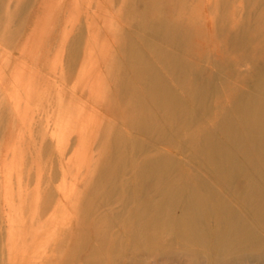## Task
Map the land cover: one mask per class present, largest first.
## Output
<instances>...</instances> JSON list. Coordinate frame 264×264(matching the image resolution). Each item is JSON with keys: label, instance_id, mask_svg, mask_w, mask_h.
<instances>
[{"label": "rangeland", "instance_id": "374dc122", "mask_svg": "<svg viewBox=\"0 0 264 264\" xmlns=\"http://www.w3.org/2000/svg\"><path fill=\"white\" fill-rule=\"evenodd\" d=\"M192 2L200 34L182 50L170 39L172 22H187L182 0H0V264H212L227 252L215 235V176L194 143L213 137L223 160L235 159L225 139L239 159L264 144V128L239 118L249 98L264 102L256 81L264 54L253 51L264 45V0ZM156 113L166 129L135 127ZM159 163L162 183L146 179L143 198L164 203L173 190L177 200L168 199L159 239L132 251L127 229L142 219L124 206L141 196L138 174ZM188 197L200 236L185 233L184 251L178 227ZM92 227L124 253L85 259L97 245ZM241 246L216 263L264 264V231Z\"/></svg>", "mask_w": 264, "mask_h": 264}, {"label": "bare ground", "instance_id": "6f19581e", "mask_svg": "<svg viewBox=\"0 0 264 264\" xmlns=\"http://www.w3.org/2000/svg\"><path fill=\"white\" fill-rule=\"evenodd\" d=\"M192 1L193 0H182V3L185 4L184 10L187 11V16H186L187 22H185V18L183 19V21H173L172 22L173 23V33L175 34L173 35L172 38H170L171 43L174 45H177L182 50L193 48V43H194L193 36L195 34V38L197 41L199 34H200L198 28L195 26V20H194V15L196 13L195 9L197 8V6H194ZM158 18H161V15H159ZM254 48L255 49H253V51L254 52L256 51V55H259V53L264 54V45L256 46ZM194 55H196L197 57H200L201 59L203 56V54H201L199 50H195ZM116 59L115 61H117ZM135 75L138 77V74L135 73ZM188 78L190 79V82H191L192 73H190ZM256 81L258 84V89L262 91L264 89V78H257ZM193 82L194 81H192V84ZM192 84L189 86H192ZM158 104L159 102H156V101H154L153 103V105H158ZM246 104L242 108L241 114L239 117L241 123L243 122L247 124L249 122L255 130H256L255 126L257 127L258 130L263 129L264 128L263 127L264 125V102L262 104L263 106L262 107L259 105V101L257 99L249 98L248 104L253 105L251 107V111H250V108L246 106ZM257 110L262 112V114L260 113L258 116H256V117H261L259 118L261 119V121L257 120V118L254 117L255 111ZM164 112H165L164 110H161V114H163ZM161 114L156 113V115L154 116L148 115L146 123L137 122L134 125L137 128H140V126L145 127L148 130V132L152 135L153 133H155L154 132L155 130L163 131L164 129H166L169 123L165 121L164 116H162ZM260 134L264 135V130H262ZM254 138H256V136L255 137L253 136V139ZM261 139L263 141L262 137ZM225 142H226L225 143L226 150H228L229 152L231 151L234 152L233 156L235 157V159L232 160V155H230L229 157L230 159L223 160L224 156L221 152V148L220 147L219 149L215 148L218 145L214 141V138L211 136L208 138L202 139L200 141H195L194 145L196 146L197 152L200 155V160H203L206 163V165L211 171L212 177L215 176L212 178V180L216 181L215 190L217 194L212 191L211 192L216 196V198H218V202H219L218 204H220L219 208H220V219H221L218 225V232L215 233V235H220L223 238H225L226 247L228 249L227 252L230 251L229 253L235 254L236 252L241 251L242 249L241 245H243L244 242H248L249 238H254L264 231V230L260 231L261 227L264 228V144L259 143L256 146H252L251 148H252L253 153L251 154V156L249 154L248 156L243 155L239 159L235 154L233 143L230 141V150H229L227 148L228 141L226 139H225ZM222 150L224 151V149ZM113 155H114L113 151L108 152V157L112 158ZM213 156L218 157V158L212 159ZM124 165H127V163H125ZM160 166H161V163H159L155 168H152L149 166L148 167L149 171L146 169L144 171H141L138 174L137 181L140 186L139 190H140L141 196H137V197H134L133 199L127 200L126 204H128V206H124V209L129 208L130 212H132L131 220L138 219V218L142 219V222L140 219H138V228L136 231H135V228H132V227H129L127 229V233L129 236L133 237V234H134V237H133L134 239H132V241L130 242V245L127 244L129 248L126 247L129 250L132 249V251H135V249L137 250L141 247L139 246L140 244L142 245L156 238L159 239L160 236H158V233H155L154 231L155 230L162 231L165 228V226L163 225L164 217L162 215H164L165 210L172 209L173 206L170 201L176 202L177 200V195L173 193V190L171 193H167L166 197H163V199H165L164 203L163 202L155 203L156 201L155 202L145 201V198H143L144 195L142 194L147 189L145 187L146 179L147 180L148 178L152 179V181H150L149 183L153 182L154 184H156V186H158L157 184L162 183L161 179L163 177L161 174ZM105 168H107L106 165L102 167V170ZM192 171L195 173H198V171H195L193 169ZM114 172H115V169H114ZM190 174H192L190 175V177L194 178L195 180L196 178H201V176L194 175V173H192L191 171H190ZM101 177L102 176H99V181L101 180L100 179ZM240 177L247 179V183H246L247 185L246 187L244 186L243 188H239L238 191H235L234 190L235 188H233L232 186L233 182ZM103 182L104 180H101L99 183L103 184ZM126 183L127 181H123L122 183V187H123L122 189L124 191L127 190ZM138 183L136 182L137 188L139 187ZM227 193H229V197L227 196L228 195ZM223 195H224V198H223ZM168 199H170L169 202H168ZM183 202H184V205L182 206V209L180 211L181 213L180 214V217H181L180 224L181 225L178 227V230H179L178 236L182 240L180 245L187 240L188 241L191 240V238L186 236L185 233L190 234L192 237L200 236V232L198 231V229H196V227L193 224V220L197 219V216L199 215V212L195 209V203L193 200H191V197H188L186 199L183 198ZM91 214L89 215L90 220H92ZM98 226H99V221L95 220V227L98 228ZM91 230L93 231L94 238L97 240V245L91 246L90 253L85 257V259L88 256L90 257V255L91 256L94 255L97 257V253H100V252H104L105 254H109L110 256L112 254L116 255V253H119V252H121V254L124 253L123 249L125 247H123L122 245L119 248L110 247L109 244H111L112 240L111 241L109 240V242L105 241L101 243L98 240V234H99L98 231L95 230L93 227L91 228ZM80 233H81L80 228L79 226H77V237L80 236ZM84 248H87V245L83 243V249ZM182 248L184 249V251L185 250L189 251L188 245H186V247L184 248L182 244ZM191 249H193V247ZM202 251H205L204 253H206L207 250H202ZM227 252L223 251L222 249L219 250L217 253V257H215V261L211 263L212 264H230L229 262L216 263L217 258L220 262V259L222 260V256L224 254L229 255V253ZM137 261L139 263V259H137ZM87 262L88 264H93L90 259H88ZM192 263L199 264V263H196V261L191 262V264ZM134 264H137V263H134Z\"/></svg>", "mask_w": 264, "mask_h": 264}]
</instances>
